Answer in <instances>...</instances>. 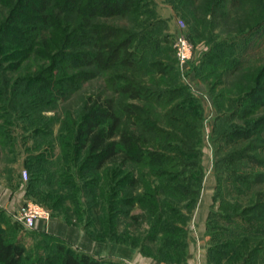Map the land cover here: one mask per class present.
<instances>
[{"label":"rangeland","instance_id":"1","mask_svg":"<svg viewBox=\"0 0 264 264\" xmlns=\"http://www.w3.org/2000/svg\"><path fill=\"white\" fill-rule=\"evenodd\" d=\"M224 3L221 4L219 0H139L135 14L108 20L98 18L129 33L133 42L130 48L134 52L131 58L134 66H119L117 74L125 72L142 85L148 95L145 100L130 99L115 93L107 79L108 72L96 66H87L84 68L85 74H82L84 79L75 80L72 74L77 69L64 67L63 62L57 64L59 72L50 69L52 72L47 75L43 69L51 62L41 56L44 52L26 56L20 51L10 50L5 57L0 55V228L5 229L6 234L21 238L25 247L21 264H57L58 258L51 256V262L48 261L47 257L52 255L48 254L52 241L39 234V230L25 228L17 222L11 214L14 208L26 201L37 203L49 212V219L42 220L44 224L51 220H62L61 216L65 214L71 217L73 223L80 218L82 226L92 219L86 206L82 207V214L76 218V206L65 195L73 192L84 202L88 194L83 188L75 191L67 185L63 192L57 191L65 196L56 199V195L51 198L47 196L49 189L56 190L55 184L49 188L47 183L51 181L49 176L55 180L68 178L63 177L62 172L60 136L67 134L70 120L77 119L84 101L99 93L113 97L119 109L121 104L126 103L140 106L142 115L132 116L133 121L143 122L147 126L154 123L161 132L170 133H161L163 135L158 137L150 133L148 149L171 156V165H175L176 170L183 166V169L193 172L195 180L201 182L195 211H181L184 222L179 218L180 212L174 214L177 227L172 229L173 245L168 251L171 261L180 250L178 245L185 241L187 255L183 264H187L189 250L194 246L195 253L198 241V246L204 245L206 262L208 245L211 246L215 239L220 240L218 236L215 238L213 229L218 227L216 216L224 212L222 207L228 206L229 210L237 212L254 200L264 201V104L252 107L244 118L237 113L242 101L240 97L246 95L245 92L257 86L264 87V26L254 27L263 22L264 3L259 0H227ZM178 24L182 27L179 28ZM178 35H182L191 47L189 59L182 65L177 56ZM218 43L224 48L220 56L214 57L210 63L206 62L205 55ZM17 61L19 67L16 70L3 69L5 66L10 68V64L14 65ZM152 61L158 65L154 67ZM158 68L164 69V72H158ZM63 75H71L70 80L65 82L66 85L56 87L53 80ZM258 75H263V80H254L259 78ZM38 77L50 79L49 83L45 85L42 80H36ZM173 88L178 91L172 92L170 89ZM150 92L158 93L151 97ZM260 102L264 103V96ZM119 109L118 113L122 114ZM256 119H261L263 126L252 140L241 142L235 137L221 139L220 131L243 126ZM187 122V126L183 125ZM182 139L189 145L191 143L187 147L188 154L183 157L175 147L181 145ZM39 153L45 155L46 163L38 170L35 186L30 187L21 178V171L28 170V157ZM180 157L185 162H179ZM196 162L201 166V172L196 169ZM74 163H69L72 165L69 168V173H73L72 181L81 186L86 179L94 177L97 187L110 191L113 186L110 170L102 169L98 174L78 171L73 167ZM157 167L158 164L156 170L159 169ZM146 173L147 185L155 186L158 178ZM200 173L201 177L198 178ZM251 174H261L262 177L253 180L250 188L243 191L238 178ZM232 181L238 187L237 192L231 186ZM218 183L220 189L216 187ZM94 190L96 200H102L103 190ZM107 196L114 198L113 195ZM100 205L97 209L100 213H113L111 204ZM10 209L13 210L10 212ZM131 211L140 212V207L137 205ZM82 226L79 228L85 231ZM141 227L145 228L146 224ZM162 242L163 234L158 236L156 243L144 247L143 253L138 245L135 249L145 256L154 255V258L150 257L159 264H166L156 259L161 254H167V251L159 250ZM261 244L254 256L259 263L264 261V242ZM233 255V252H229V258Z\"/></svg>","mask_w":264,"mask_h":264},{"label":"trees","instance_id":"2","mask_svg":"<svg viewBox=\"0 0 264 264\" xmlns=\"http://www.w3.org/2000/svg\"><path fill=\"white\" fill-rule=\"evenodd\" d=\"M79 1L0 0V55L5 57L10 50L20 51V54L24 53L26 56L30 53L39 55L44 52L41 56L49 59L50 65L54 66L49 65L43 69L47 75L51 74L50 69L59 72L57 64L63 62L64 67L77 69L72 74L75 80L84 79L82 77V74L86 72L84 68L96 66L103 72H108L107 79L113 85L115 93L123 94L130 99H148L142 85L125 72L117 74L119 66L127 68L134 66L131 59L134 52L130 48L133 42L130 40L129 33L110 22L98 19L125 18L135 14L139 0H86L84 3ZM259 1L264 3V0ZM219 2L225 4L227 0H219ZM72 16H75L74 20ZM262 20L263 22L254 27L262 28L264 18ZM218 44L207 52L206 62L210 63L214 57L220 56L224 48L220 43ZM18 62L14 65L10 64V68L5 66L3 69L14 71L19 67ZM152 62L154 67L158 65ZM157 70L160 73L164 72L162 68ZM70 76L57 77L53 80V84L56 87L64 86L67 80H70ZM258 76L259 78L254 80H260L263 77V75ZM36 80H42L46 85L50 79L38 77ZM44 87L46 89V86ZM170 90L178 91L175 88ZM249 91L240 97L242 101L237 109L239 117H246L252 107L264 104L258 103L264 96V87L257 86ZM150 93L151 97H154L158 92ZM252 99L254 101H251ZM117 109L119 108L116 107L113 97L102 93L89 96L84 101L77 119L70 120V125L66 128L67 134L60 136L61 159L64 169H67L62 168V172H64L63 177L68 178L55 180L49 176L51 181L47 183V186L51 188L55 184L56 190L49 189L47 196L51 198L56 195V199L68 196L76 206L77 211L74 209L76 218L82 214L84 210L82 207L86 206V209L91 212L92 219L89 223L82 226L80 218L73 223L71 217L66 214L62 215L61 219L68 225L82 226L91 239L97 242L125 244L132 248H137L138 245L140 252L143 253L144 247L156 243L158 236L163 234V242L159 250L167 251V254H161L159 259H156L166 264H172V262L183 264L187 255L185 241L179 243L180 250L174 261H171L168 254L173 245L171 242L172 229L177 227L174 214L180 212L179 218L181 222H184L185 218L181 216L183 215L181 211H190V213L195 211L201 182L195 180L192 176L193 172L183 169V166L180 170H176L175 165H171V156L162 151L148 149V135L155 133L158 137L163 132L158 130L154 123L147 126L143 122L138 121V123L131 119L134 115H142L140 106L136 103L121 104L119 110L122 114H119ZM260 120H252L243 126H235L229 130L226 128L227 130L219 132L221 139L227 140L235 137L241 142L252 140L254 134L263 126ZM183 125L187 126L188 122ZM164 133L170 134L169 132ZM182 140L181 145L175 147L179 149V154L183 157L188 154L187 147L191 146V143L189 145L184 139ZM182 157L178 158L179 162L183 161ZM28 158L30 161L26 162L28 165L27 182L30 187H34L36 176L39 174L38 170H41L47 158L41 153ZM70 161L76 162L73 167H76L78 171H92L98 174L102 169L110 170V181L113 183L110 191L106 192L103 188L97 187V179L94 177L86 179L81 186L76 184L72 181L73 173H69V168L72 167L69 164ZM157 164L159 165L158 170L155 169ZM196 169L199 172L202 171L198 162H196ZM146 172L158 178L155 186L147 185ZM261 177V174H251L238 179L244 191L250 188L253 180L261 179ZM234 184L235 182L232 181L231 186L237 192L238 187ZM67 185L75 191L83 188L88 194L85 201H81L73 192L61 196L58 192L67 189ZM216 187L220 189L219 183ZM97 188L103 190L104 197L98 201L94 190ZM107 194L113 195L114 198L108 197ZM101 203L111 204L113 213H100L98 210ZM137 205L140 207V212L133 213L131 210ZM222 208L224 212L216 216L218 227L213 229L215 238L218 236L220 240L215 239L211 246L208 245L205 264H264V261L259 263L254 259L255 252L260 250L261 243L264 242V201L254 200L237 212L229 210L228 206ZM210 214L211 212L207 216V222H209ZM143 224H146L145 228L141 227ZM206 226L208 232L209 223ZM120 228H122L121 231H119ZM37 232L52 241L48 251V254L52 255L47 257L49 262L52 256L58 258L57 264H129L112 257L94 256L74 248L51 233ZM186 234L189 235L188 228H186ZM229 252H233V257L229 258ZM24 254L25 247L21 238L6 234L5 229L0 228V264H21ZM148 256L155 257L152 254Z\"/></svg>","mask_w":264,"mask_h":264},{"label":"crops","instance_id":"3","mask_svg":"<svg viewBox=\"0 0 264 264\" xmlns=\"http://www.w3.org/2000/svg\"><path fill=\"white\" fill-rule=\"evenodd\" d=\"M12 210L13 209H10L9 211L11 212ZM35 229L51 233L66 241L74 248L88 252L94 256L112 257L123 260L129 264H159L150 256H145L130 246L94 241L81 228L68 225L62 220H51L47 224H44L43 221L39 219L36 221ZM196 242L195 248H197V251L194 253V246L190 248L187 256V264H205L204 245L198 246L199 242Z\"/></svg>","mask_w":264,"mask_h":264},{"label":"built area","instance_id":"4","mask_svg":"<svg viewBox=\"0 0 264 264\" xmlns=\"http://www.w3.org/2000/svg\"><path fill=\"white\" fill-rule=\"evenodd\" d=\"M178 26L179 28L182 27L179 24ZM176 48L178 60L182 65L188 61L191 47L182 35H178L176 38ZM21 178L23 181H27L28 173L26 169L21 171ZM11 214L17 222L28 229H35L37 220H48L50 217L49 212L45 208L31 201L24 202L20 207L12 211Z\"/></svg>","mask_w":264,"mask_h":264}]
</instances>
